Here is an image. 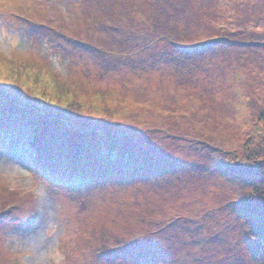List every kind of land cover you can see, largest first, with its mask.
<instances>
[{"label": "rangeland", "instance_id": "374dc122", "mask_svg": "<svg viewBox=\"0 0 264 264\" xmlns=\"http://www.w3.org/2000/svg\"><path fill=\"white\" fill-rule=\"evenodd\" d=\"M0 76V264H96L169 220L199 236L217 205L264 264L233 211L264 199V0H0Z\"/></svg>", "mask_w": 264, "mask_h": 264}, {"label": "snow or ice", "instance_id": "6c2138e0", "mask_svg": "<svg viewBox=\"0 0 264 264\" xmlns=\"http://www.w3.org/2000/svg\"><path fill=\"white\" fill-rule=\"evenodd\" d=\"M191 52L193 55L203 56L205 54L203 51L195 49ZM15 83L17 81L8 79L6 76H0V84ZM21 87H24V85H21ZM16 92L18 93L16 96L17 102L22 106L37 108L38 111H46L44 108H38L34 103L35 100L19 93L17 90ZM33 95L43 99L39 92L33 93ZM52 103H55V101H52ZM49 114L51 115V113ZM35 140L36 137H33V143ZM0 150H2V146H0ZM236 175L243 181V183L236 185L243 197L247 195L243 192V187L244 184L250 182L249 174L246 170H241ZM46 199L47 194L42 188L40 194L41 207H43ZM233 211L238 214L237 223L239 217H245L252 224L253 230L264 240V199L259 202H250L241 198L239 203L234 205ZM222 212H225V209L219 205L215 208L208 206L206 220L197 225L200 232L199 236L190 232L187 235L179 233L166 235L169 232L168 224H171L172 221L169 220L167 224H156L153 226V233H146L147 238L138 239L136 243L129 245L127 249H120L118 252H102L97 255L95 257L96 264H117V257L123 258L124 264H201L203 256L209 254L204 241L213 244L212 254L220 253L216 255V259L220 261V264H252L255 254L251 252V249L244 246V242L240 237L234 234V226L230 227L229 224L219 218V213ZM5 227L7 225L0 220V229ZM18 230L23 231V227ZM228 233L232 235L229 236ZM191 241H195L199 248L194 247ZM215 244H219L220 248H215ZM130 257L131 260H129Z\"/></svg>", "mask_w": 264, "mask_h": 264}, {"label": "trees", "instance_id": "16d2710c", "mask_svg": "<svg viewBox=\"0 0 264 264\" xmlns=\"http://www.w3.org/2000/svg\"><path fill=\"white\" fill-rule=\"evenodd\" d=\"M33 125H34V123L32 122V121H30V122H27L25 125H24V128H23V133L22 134H19L18 135V138H17V140L18 141H24V139H22L23 138V136H26V140H28V141H26L27 142V144H30V147H32V144H31V135H32V127H33ZM24 132H27L25 135H23L24 134ZM28 168L32 171V168L34 169V170H37L38 168L36 167V164H35V162L33 161L32 162V164L31 165H28ZM38 171V170H37ZM33 172V171H32ZM35 173V172H34ZM41 174H43L44 175V177L48 180V181H51V182H53V183H57V184H63V183H65V182H62V180L61 179H59L60 177H61V175H59V176H51L50 174L51 173H49V171H42L41 172ZM80 184H81V182H80ZM68 185V184H67Z\"/></svg>", "mask_w": 264, "mask_h": 264}]
</instances>
